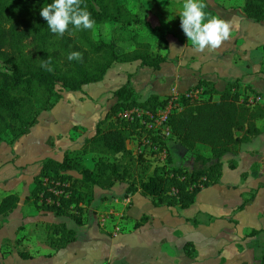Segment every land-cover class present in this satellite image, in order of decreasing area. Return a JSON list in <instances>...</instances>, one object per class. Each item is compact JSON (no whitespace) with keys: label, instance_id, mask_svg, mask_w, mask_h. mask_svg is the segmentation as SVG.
I'll return each instance as SVG.
<instances>
[{"label":"crops","instance_id":"0c3cea01","mask_svg":"<svg viewBox=\"0 0 264 264\" xmlns=\"http://www.w3.org/2000/svg\"><path fill=\"white\" fill-rule=\"evenodd\" d=\"M205 2L209 18L215 16L233 24L230 40L220 48L197 52L175 12L158 26L167 43L162 51L166 59L159 70L141 68L139 62L115 64L102 81L94 84H103L106 75L113 70L118 74L122 68L121 86L129 81L136 95L146 99L151 95L182 96L202 80L221 93L230 81L238 80L241 100L249 104L264 102V21L247 20L242 3H234L237 0ZM68 102L61 93V100L40 114L35 125L13 145L0 142V202L10 194L19 198L16 209L0 217V264H261L264 119L257 123L261 132L258 137L222 158L220 183L202 189L190 208L154 207L150 198L139 193L123 198L124 190L118 196L117 185L102 193L95 188L89 201L99 194L98 205L106 204L109 210L95 213L88 201L84 204L83 224L77 226L70 219L76 226L71 229L65 222L68 217L58 218L24 203L43 160L60 162L66 151H78L94 134L90 117L81 119ZM65 112L69 117L75 115L78 122L59 126L57 115ZM230 161L235 163V169L228 167ZM185 165L190 169L191 160ZM244 197L250 198L239 210ZM143 216L147 222L134 229V223ZM112 219L119 221L113 225ZM46 224H65L75 232L74 240L52 250L46 243ZM20 253L29 258H21Z\"/></svg>","mask_w":264,"mask_h":264},{"label":"trees","instance_id":"16d2710c","mask_svg":"<svg viewBox=\"0 0 264 264\" xmlns=\"http://www.w3.org/2000/svg\"><path fill=\"white\" fill-rule=\"evenodd\" d=\"M239 1L247 20L264 21V0ZM51 2L0 0V142L9 146L35 125L40 114L50 111L61 100L60 92H80L82 87L102 81L115 64L139 62L141 68L157 71L166 59L162 51L166 50L167 43L159 27L153 30L163 37L155 50L139 37L133 40L132 48L117 53L115 42L94 38L97 26L113 23L125 29L141 24L119 0H81V7L95 21L94 26L76 30L70 25L62 37L53 34L39 14ZM71 52L81 53L82 59L69 61ZM49 57L52 72L41 67L42 61ZM238 84V80L230 81L223 92L217 93L211 83L202 80L194 88L200 89L207 98L180 97L181 110L172 113L167 122L170 137L157 139L170 151L167 169L163 174L153 170L149 175L146 165H135L128 143L127 131L142 126L130 125L117 114L133 108L155 110L169 98L151 95L140 99L127 81L112 93L116 102L78 151H66L60 162L42 161L41 171L34 178L24 203L58 218L68 217L81 226L84 204L93 197L94 189L111 190L121 183L126 185L123 198L139 193L150 198L154 207L190 208L202 189L220 183L222 158L261 133L257 123L264 119V102L249 104L241 100ZM173 151L179 155V165H174ZM88 154L107 155L109 160L100 158L89 169L81 163ZM188 160L192 163L190 169L185 167ZM228 167L235 169L236 166L230 161ZM71 172L79 178L66 174ZM249 198L244 197L239 210ZM18 202L15 194L5 196L0 202V217L9 216ZM147 220L146 216L141 217L133 228L143 226ZM45 232L46 243L52 250L63 248L75 238V232L65 224H46ZM20 257L29 258L23 253ZM261 264H264V250Z\"/></svg>","mask_w":264,"mask_h":264},{"label":"rangeland","instance_id":"374dc122","mask_svg":"<svg viewBox=\"0 0 264 264\" xmlns=\"http://www.w3.org/2000/svg\"><path fill=\"white\" fill-rule=\"evenodd\" d=\"M183 1L184 0H119L120 4L124 5L127 8L129 13L131 14V17H133V19H138L139 21H141V24L131 25L125 29H122L118 25H115L113 23L97 26L94 28V38L101 39L104 41L115 42V50L117 53H121L123 51H126L128 48H132L133 40H138L139 37L145 42L149 43L152 49L155 50L158 41L162 39L163 35L153 29L155 27L161 26L163 22L168 20L169 17H172L175 12V16L179 17L180 12L182 10ZM205 1L206 0H203V2L206 4ZM208 1H210L212 4L215 3V0ZM174 2L175 4H172ZM234 3L240 5V3L242 2L238 0ZM210 7H213V5H210ZM206 8L207 6L205 7L204 11L206 10ZM206 13L209 17V12ZM126 66L127 65H120L118 67ZM132 70L133 69H131V71ZM117 71L113 70V72H110L108 76L106 75L103 84L86 85L82 88V91L79 93L73 94L68 92H60L63 93L64 98L66 100L69 99V106H71L73 108V111H75L81 116V119L87 120V117H90L91 128H93V126L94 128H96L97 123L105 118L106 113L115 103V99H113L112 97L113 90L121 86V83L124 78V72L122 68L119 70L118 74ZM57 89L59 90V87ZM179 105L181 106V103H179ZM164 106L158 107L157 109H161ZM57 117L59 126H64L66 123L72 125L78 122L75 115L73 117H69L67 116L66 112L65 114L61 113L57 115ZM118 118L123 121H126L120 117ZM140 121L141 120L137 119H134L133 122L130 120L126 121L130 125L139 124L142 126L127 131V135L129 134V149L131 150L134 160L137 162V164L135 162V165H146L148 168L147 172L149 175L152 173L153 170H156V173L158 174H163L167 169L166 159L170 151L167 148L162 147L161 142L157 140L158 137L156 136V132L154 130H151V132L147 131L145 129V126H143ZM81 122H83V120L80 121V125ZM75 129L77 128L73 127V130ZM42 138H45L46 140V135H44ZM172 141L173 140H171V142ZM100 158L109 160V157L107 155L88 154L81 159V163L85 167L92 169L95 163H97ZM116 160L119 159H114V161ZM172 160L174 162V165H179V155L175 151H173L172 153ZM121 161L124 162L123 159H121ZM185 167H187V165H185ZM66 174L70 175V177L73 179L79 178L74 172ZM116 185V187H119L117 188V195L119 196L121 195V191L125 189L126 185L121 183H118ZM99 191H101L100 193H102L109 192L110 190L99 189ZM98 195L99 194H97V196H95L93 200H90L88 204L89 207H93L94 211L96 210L97 212L104 214V212H107L109 208L106 204L98 205ZM118 221L119 220L117 219H112L111 223L113 225H116ZM65 222H67L68 228L76 229V226L70 219H66Z\"/></svg>","mask_w":264,"mask_h":264},{"label":"clouds","instance_id":"9594fccd","mask_svg":"<svg viewBox=\"0 0 264 264\" xmlns=\"http://www.w3.org/2000/svg\"><path fill=\"white\" fill-rule=\"evenodd\" d=\"M203 0H184L180 12V27L197 52L206 49H218L224 42L230 40L233 24L219 17H208L204 11ZM40 16L47 22L48 29L58 36H63L71 25L76 30L91 29L95 21L90 13L81 7V0H52L41 8ZM174 48V47H173ZM68 60H81L79 52L68 54ZM51 58L42 61L41 67L52 72Z\"/></svg>","mask_w":264,"mask_h":264},{"label":"built area","instance_id":"2783aa9c","mask_svg":"<svg viewBox=\"0 0 264 264\" xmlns=\"http://www.w3.org/2000/svg\"><path fill=\"white\" fill-rule=\"evenodd\" d=\"M185 99L198 100L203 97L200 89H189L185 94L182 95ZM180 97L175 94L169 97L165 106L161 109H144V108H133L118 113V117L128 121L134 119L141 120L140 123L145 126V129L149 132L154 130L156 136L166 139L170 137V129L167 125L170 115L174 112L180 111ZM258 100V99H257ZM146 143V142H145ZM57 194V193H56ZM60 195V193H58Z\"/></svg>","mask_w":264,"mask_h":264}]
</instances>
